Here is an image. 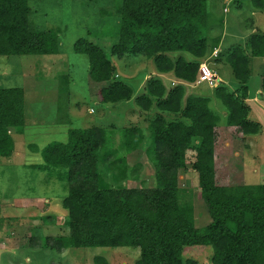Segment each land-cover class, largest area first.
I'll return each instance as SVG.
<instances>
[{"label":"trees","instance_id":"trees-1","mask_svg":"<svg viewBox=\"0 0 264 264\" xmlns=\"http://www.w3.org/2000/svg\"><path fill=\"white\" fill-rule=\"evenodd\" d=\"M27 2L0 0V56L58 52L56 31L30 30ZM251 3L257 9L264 6V0ZM206 26V0H122L117 14V42L110 52L117 57L143 55L152 60L157 73H172L179 80L193 83L200 62L187 61L182 54L195 59L205 56ZM74 50L87 56L94 82H110L98 92L102 103L131 98L129 86L111 81L112 65L99 47L81 38L74 43ZM249 56L264 58L263 34H251L244 47L232 46L225 58L234 79L241 83L238 96L223 85L214 88L215 98L227 111L225 127H235L243 139L260 129L248 119L249 108L242 101L246 97ZM144 91L135 100L142 110H150L155 98L157 109L167 116L182 115L169 123L158 116L150 123L149 156L156 169L155 188L136 190L119 185L127 178L121 166L103 178L98 174V150L104 143L100 128L70 129L66 142H54L41 151L42 168L63 171L60 174L68 185L62 208L69 215L70 235L63 242L55 241L57 249L127 247L139 250L135 264H200L184 260L182 251L186 247H210V264H264V183L218 184L214 147L221 119L209 108V98L189 96L183 104V86L166 91L158 77L147 80ZM24 116L22 89L0 87L1 158L11 156L9 130L23 127ZM193 141L198 145L192 170L198 175V196L210 220L204 228L196 227L193 208L180 204L177 188L178 171L184 169L185 154ZM95 263L107 264L100 257Z\"/></svg>","mask_w":264,"mask_h":264},{"label":"rangeland","instance_id":"rangeland-1","mask_svg":"<svg viewBox=\"0 0 264 264\" xmlns=\"http://www.w3.org/2000/svg\"><path fill=\"white\" fill-rule=\"evenodd\" d=\"M121 2L28 0L30 30L56 31L58 52L44 56H0V87L22 89L26 111L25 125L9 130L13 140L11 156L0 157V264H96V257L103 258L107 264H135L139 259V250L127 247L57 249L55 241L63 242L70 235L69 215L62 208L68 185L60 174L63 171L42 168L41 155L49 144L66 142L70 129L100 128L104 131V143L98 150V174L103 178L121 166L127 178L119 185L136 190L155 188L156 169L149 156L150 123L158 116L169 123L180 120L182 115L167 116L157 109L155 98L148 111L137 106L135 100L142 96L136 91L137 83L143 82L144 89L145 78L148 76L149 80L155 68L152 60L143 55L111 54L118 37L117 14ZM235 2L206 0L207 50L211 38L218 37L223 28L227 29L226 39L231 43V37L249 31L251 25H256L258 33L264 35V15L251 17L249 0ZM81 38L105 53L112 65L111 81L122 82L132 89L129 100L100 101L98 92L110 82L98 83L90 78L87 56L74 50V43ZM254 75H257L255 70ZM253 77L258 81L257 76ZM200 88L205 94L210 92L205 84ZM217 126L214 152L218 184L236 186L245 181L250 185L263 184L264 140L251 144L259 157L258 173H250L248 157L244 181L245 139L235 127L220 123ZM135 128L140 129L138 133L127 131ZM197 145L193 141L185 154V167L178 171L177 188L180 204L192 207L196 227L204 228L210 220L198 196V175L192 170ZM211 256L210 247H186L182 251L184 260L193 259L200 264H210Z\"/></svg>","mask_w":264,"mask_h":264},{"label":"crops","instance_id":"crops-1","mask_svg":"<svg viewBox=\"0 0 264 264\" xmlns=\"http://www.w3.org/2000/svg\"><path fill=\"white\" fill-rule=\"evenodd\" d=\"M224 2H227L229 4V1L231 0H222ZM235 1H240V0H233ZM251 2V0H249ZM236 3V2H235ZM238 4H241V2H237ZM251 4V17H256L260 15H264V6L262 9H257L252 6ZM239 6V5H238ZM207 22H208V15H207ZM256 25L254 27L249 28V31L243 33V32H237L234 37H231L233 39L232 43L227 42V34L226 31L227 29L223 28L221 30L220 35L217 37L215 36L214 38H211L212 43H210V48L206 50V54L203 58L201 59H195L189 58V54H182L183 57L187 61H199L200 64H206L209 69L215 73V83L212 85L205 83V82H198L197 79L193 83H187L182 80H179L173 76L172 73H157L155 69L152 70L151 74L152 76L150 77H158L163 86L165 87L166 91H170L173 87L177 85H182L184 88V96H183V104L186 100L187 97L189 96H198V97H206L209 98V108L211 105H213L216 109L210 108L213 112L217 113L220 116V124L222 126H225L226 123V117H227V111L226 108L221 104V102L215 98L214 96V88H216L218 85H223L225 86L228 91L231 94H234L235 96H238V91L241 87V83H239L237 80L234 79L233 72L231 69V66L225 61V58L228 54V52L231 50L232 46L235 45H240L242 47L245 46L247 38L254 33H258V30L255 29ZM210 38V36H209ZM207 44H208V39H207ZM249 60V75L247 82L245 86L247 87L246 89V97L242 100L249 108V113H248V119L259 124V132L254 135H249L245 136V145L246 148L244 149L243 153V180L245 178V165H246V159L249 157L251 159V163L248 166L250 169L251 174H256L258 173L257 169V164H258V155L253 152V148L251 144L253 143H262L264 140V91L262 89V80L264 77V58L262 57H248ZM210 65V66H209ZM228 71L226 72V68ZM254 70L256 71L257 75H254ZM156 73V74H155ZM253 76H257V79H254ZM147 78H145L144 82L147 81ZM255 83V84H253ZM143 84V82H138L137 87L139 88L136 89L139 95L145 94V91L140 86ZM207 85L208 89L210 92H207L205 94L202 92V89L200 88L201 85ZM6 88V87H3ZM24 112L25 109H24ZM26 119V116H24V121ZM223 122V123H222ZM25 125V122H24ZM254 140V141H253ZM246 166V167H247ZM249 178V176H248ZM264 178V177H263ZM245 181V180H244ZM245 185H250L248 183H244ZM256 185V184H254Z\"/></svg>","mask_w":264,"mask_h":264},{"label":"built area","instance_id":"built-area-1","mask_svg":"<svg viewBox=\"0 0 264 264\" xmlns=\"http://www.w3.org/2000/svg\"><path fill=\"white\" fill-rule=\"evenodd\" d=\"M215 76V73L212 72L206 64L199 65L197 76L198 82H205L212 85L213 83H215Z\"/></svg>","mask_w":264,"mask_h":264}]
</instances>
